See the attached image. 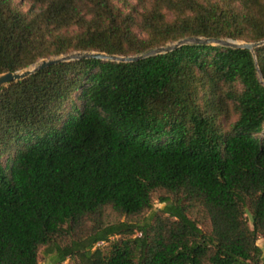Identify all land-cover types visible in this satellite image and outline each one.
Returning a JSON list of instances; mask_svg holds the SVG:
<instances>
[{"label":"trees","instance_id":"1","mask_svg":"<svg viewBox=\"0 0 264 264\" xmlns=\"http://www.w3.org/2000/svg\"><path fill=\"white\" fill-rule=\"evenodd\" d=\"M27 1L0 0V74L264 41V0ZM260 237L264 45L62 62L0 87V264L44 247L53 264H264Z\"/></svg>","mask_w":264,"mask_h":264},{"label":"water","instance_id":"2","mask_svg":"<svg viewBox=\"0 0 264 264\" xmlns=\"http://www.w3.org/2000/svg\"><path fill=\"white\" fill-rule=\"evenodd\" d=\"M187 44H216V45H222V46L237 48V49L239 48L248 49L255 54L256 49L264 45V41L240 42V41H235V40H230V39L190 37V38L181 39L173 44H168L166 46L153 49L147 53L140 54V55H134V56L111 55V54H107L103 52H83V51L76 52V53H71L68 55L61 56V57H52L48 59H42L29 68L16 71V72H6L3 74H0V87L8 85L12 82H17V81L27 79L43 69H46L52 65L59 64L62 62H70V61H76V60H82V59L96 58V59H102V60L112 61V62L131 63V62L140 61L142 59H145L151 56L169 53ZM261 77H263L262 73H261Z\"/></svg>","mask_w":264,"mask_h":264},{"label":"rangeland","instance_id":"3","mask_svg":"<svg viewBox=\"0 0 264 264\" xmlns=\"http://www.w3.org/2000/svg\"><path fill=\"white\" fill-rule=\"evenodd\" d=\"M21 7L23 10L25 11H29L32 9V7H34L33 3L30 2V1H27V0H15ZM118 7L120 8H123V9H126L125 6L127 5L128 7H132V6H135L137 4H139V1L140 0H112ZM214 1H220V0H214ZM146 3H147V7H151V5L153 4V1L151 0H146ZM132 8H127V11L131 10ZM164 12L166 13V17L167 19H172L174 17L177 16V13L176 12H171L168 11L167 9H164ZM137 32H139V30H137ZM235 41H240V42H247V41H244V40H235ZM175 42H170L168 44H173ZM167 44V45H168ZM73 53H76V52H73ZM64 56V55H63ZM61 57V56H59ZM226 114H224L223 116H221L219 119H218V124L219 125H223V126H227V124L230 122H233L236 118H237V113L236 111L234 110V108H231L230 109V112H228L227 116H225ZM164 206V204L160 203L158 199L155 200V209H159V208H162ZM146 215H149V213H147ZM246 217L248 218V220L250 221V224L252 225V221H251V214L248 212L246 214ZM115 217L112 216L111 217V220H115L114 219ZM205 229H208V226H205ZM258 245L260 247H262L263 249V258H264V238L263 237H260L257 241ZM100 245H107V244H104V243H101ZM54 253H49L48 252V249L46 247L42 248L41 251H40V255H39V258H40V264H53L54 261ZM75 264V261L69 259L68 261H66L65 263L63 264Z\"/></svg>","mask_w":264,"mask_h":264}]
</instances>
